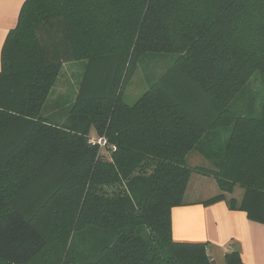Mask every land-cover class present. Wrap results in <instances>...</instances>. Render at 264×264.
Wrapping results in <instances>:
<instances>
[{"label": "trees", "instance_id": "obj_1", "mask_svg": "<svg viewBox=\"0 0 264 264\" xmlns=\"http://www.w3.org/2000/svg\"><path fill=\"white\" fill-rule=\"evenodd\" d=\"M145 54L176 58L128 105ZM78 62L102 82L88 73L65 123H51L41 110ZM254 76L264 89V0H25L0 52V264H212L205 244L172 240L171 210L195 173L222 194L241 188L239 210L264 223V103L228 109ZM193 149L216 170L189 167Z\"/></svg>", "mask_w": 264, "mask_h": 264}, {"label": "crops", "instance_id": "obj_2", "mask_svg": "<svg viewBox=\"0 0 264 264\" xmlns=\"http://www.w3.org/2000/svg\"><path fill=\"white\" fill-rule=\"evenodd\" d=\"M24 1L0 0V52L8 32L16 26ZM195 150V154L192 150L186 156L189 167L216 168L218 161L213 160V153ZM220 194L222 192L213 177L192 173L184 192L183 205L171 210L172 240L205 244L212 264L217 260L225 264V256L234 251L238 253L240 264H264V223L250 220L245 212L239 210L244 191L235 187L232 193H223L222 200L203 204ZM231 201L234 202L233 209Z\"/></svg>", "mask_w": 264, "mask_h": 264}, {"label": "rangeland", "instance_id": "obj_3", "mask_svg": "<svg viewBox=\"0 0 264 264\" xmlns=\"http://www.w3.org/2000/svg\"><path fill=\"white\" fill-rule=\"evenodd\" d=\"M175 58V54L143 55L138 61L134 75L125 85L123 90V101L128 105H132L171 66ZM97 68L98 67L85 73V62L64 64L50 95L41 110V117L47 118L51 123L63 125L65 123L66 114L74 103L79 89L81 86L83 87L88 73H90L89 77L93 78L92 81L95 82L96 86H99L102 82V77L105 74ZM263 103V84H261V81L257 76H254L249 81L246 89H242L229 104L228 109L235 114L245 116L248 114V109L252 108L258 115ZM90 136L91 140L95 138L93 129L90 130ZM221 141L222 137L220 139V142ZM2 149L3 146L0 145V152ZM195 151L196 150L193 149L192 153L195 154ZM218 160V158L215 159V161ZM211 169L216 170L213 166ZM50 181L51 177L49 174L48 176L38 178V180H35L34 182L32 181L23 191L22 195L25 198H21V203H28L26 197L32 198V196L37 197L41 194ZM216 264H221V262L217 260Z\"/></svg>", "mask_w": 264, "mask_h": 264}, {"label": "built area", "instance_id": "obj_4", "mask_svg": "<svg viewBox=\"0 0 264 264\" xmlns=\"http://www.w3.org/2000/svg\"><path fill=\"white\" fill-rule=\"evenodd\" d=\"M90 142L96 143V144H98L100 146L105 145V140L103 138L97 139L96 141L91 140Z\"/></svg>", "mask_w": 264, "mask_h": 264}]
</instances>
